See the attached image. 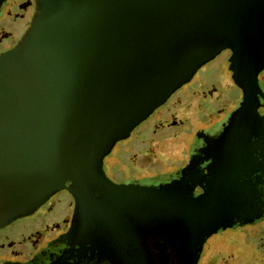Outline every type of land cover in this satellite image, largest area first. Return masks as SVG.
Instances as JSON below:
<instances>
[{"label": "water", "instance_id": "obj_1", "mask_svg": "<svg viewBox=\"0 0 264 264\" xmlns=\"http://www.w3.org/2000/svg\"><path fill=\"white\" fill-rule=\"evenodd\" d=\"M34 2L29 28L0 54V228L67 190L90 241L97 247L103 232L113 240V263L159 264L147 239L168 231L196 264L202 210L169 195L181 182L149 195L113 182L103 161L225 50L246 91L241 110L253 108L264 0Z\"/></svg>", "mask_w": 264, "mask_h": 264}, {"label": "flooded vegetation", "instance_id": "obj_2", "mask_svg": "<svg viewBox=\"0 0 264 264\" xmlns=\"http://www.w3.org/2000/svg\"><path fill=\"white\" fill-rule=\"evenodd\" d=\"M29 2L28 14L15 22L13 33L10 32L11 43L3 46L0 41V54L14 48L29 28L35 12L34 0ZM15 3L16 0L11 8ZM19 23H23V32L16 37L15 26ZM222 56L225 60L222 75L212 74L211 78L202 76L193 80L202 68ZM231 56L232 52L225 50L203 65L188 83L134 129L138 132L136 140L132 138L133 131L115 145H123L125 150L128 144L136 142L141 137V129L170 114L180 96L199 97L196 130L184 137L180 156L170 166L150 169L164 170L156 171L150 177H137L131 176L126 170L131 167H125L123 162L114 172L115 178L107 176L117 184L149 190V195L158 193L157 190L167 184L180 181L177 189L169 195L196 201V206H200L196 208L202 210L201 220L196 224V264H205L206 254L215 249L217 243L235 250L234 264H264V69L257 77L253 108L242 111L246 91L234 80ZM207 81H214L220 87L216 92L200 97L196 88ZM233 89L234 95L231 94ZM190 119L186 118L183 125L181 122L165 125L166 130L178 125L184 128L190 124ZM114 148L104 158L103 169ZM120 172L121 176H117ZM164 175L167 178L157 182ZM20 222L24 224L18 230L10 231L11 226ZM209 230L214 231L207 235ZM100 238L96 247L87 231L80 228L74 197L69 191L61 190L31 214L0 228V264H115L107 256L115 248L113 240H108L104 232ZM147 242L159 264H163L164 259L167 264H186L168 231L153 232ZM181 249L183 251L184 247ZM255 255L258 258L254 260Z\"/></svg>", "mask_w": 264, "mask_h": 264}, {"label": "rangeland", "instance_id": "obj_3", "mask_svg": "<svg viewBox=\"0 0 264 264\" xmlns=\"http://www.w3.org/2000/svg\"><path fill=\"white\" fill-rule=\"evenodd\" d=\"M14 1L15 0H4L0 7V41H3V46L11 43L9 35L10 32L13 33L12 28L15 22L28 14L27 8L29 7V0H16L15 6L11 8ZM2 23L5 24L3 25ZM15 28L14 36L17 37L23 32H21L23 23H19ZM224 61V57L222 56L216 61L207 64V66L196 74L193 80L201 78L202 76L211 78L212 74L213 76L215 74L219 76L224 70ZM226 83H228V81H226ZM218 87L220 86L215 85L214 81H207L202 85H198L196 90L199 91L200 97H203L204 94L216 92V88ZM231 94H236L235 89L231 90ZM179 99V102L171 110L170 114L164 115V117H161L158 121L154 120L149 125L144 126L141 129V137L136 142L128 144L125 150L123 149V145L120 147L115 146L112 152L113 154L107 158L109 162H106L104 168V172L109 178H115L113 174L119 170L123 162L126 163H124L125 167H127L126 165L131 167V169H126L130 171L131 176L150 177L156 171H164L150 169H164L170 166L175 158L177 159L180 156L181 150L183 149L182 142L184 137L188 135L189 132L196 130V104L199 103V97L197 98L195 96L192 98L185 95L180 96ZM171 115L175 118L173 116L171 117ZM186 118H191L190 124H186L184 128L179 127L186 123ZM180 122L181 124L175 129L166 130L165 125L169 126L170 124H178ZM137 134L138 132L135 130L132 134L133 140H136L138 137ZM127 143L128 141L125 144ZM121 174L122 172L117 174V176H121ZM164 176L158 178L157 182H159L158 180H165L167 176ZM23 224L24 222H20L11 226L10 231L18 230ZM220 245H222V243H217V247L206 254L205 264L208 262L212 264H234L236 259L235 250L233 251L229 245H223V247ZM255 258H258V255H255L254 260Z\"/></svg>", "mask_w": 264, "mask_h": 264}]
</instances>
